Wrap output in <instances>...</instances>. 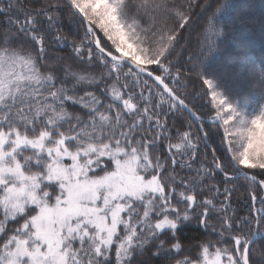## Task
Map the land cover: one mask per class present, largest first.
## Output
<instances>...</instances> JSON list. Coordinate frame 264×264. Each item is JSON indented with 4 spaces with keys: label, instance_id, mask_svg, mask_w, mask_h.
<instances>
[{
    "label": "snow or ice",
    "instance_id": "1",
    "mask_svg": "<svg viewBox=\"0 0 264 264\" xmlns=\"http://www.w3.org/2000/svg\"><path fill=\"white\" fill-rule=\"evenodd\" d=\"M249 23L231 0H0V264H264V104L208 70ZM193 221L215 239L182 247Z\"/></svg>",
    "mask_w": 264,
    "mask_h": 264
},
{
    "label": "trees",
    "instance_id": "2",
    "mask_svg": "<svg viewBox=\"0 0 264 264\" xmlns=\"http://www.w3.org/2000/svg\"><path fill=\"white\" fill-rule=\"evenodd\" d=\"M23 3H28V0H22ZM234 10L236 12H241L242 7H245L249 11H259L264 10L263 0H231ZM258 13V12H257ZM245 16L252 19H260L264 17L261 13L258 16L252 15V13L245 12ZM259 26H255L254 24H237L231 31L227 41L223 46V50L216 52L210 58L208 63V70L215 77H219L223 80L224 84L233 89L238 93V97H247L248 103L250 107H257L259 104H264V98L255 92L250 90L247 86L242 90H238L236 84L230 83L227 80L226 74H221L219 68L223 66V63L229 58L232 60L231 70L232 73H236L238 75L240 64L238 62L239 49L240 46H243L247 50L248 57L254 60L257 64L264 63V33L260 30H257ZM69 26L67 23L65 24V32L68 31ZM199 34V29L194 27L190 29L189 32L184 33V41L181 46L180 54L183 56V61L186 62L189 55L197 54V38ZM54 54L56 55H66L70 52V48H64L63 46H59L55 48ZM191 80L193 83H190L187 88L188 99L192 101V106H195L199 101L193 98L192 93L200 90V81L195 76V74H190ZM212 78V77H209ZM232 81V79H230ZM183 91V90H182ZM70 110H72L70 108ZM198 112H203V109H197ZM185 124L190 122V117L186 114L182 117ZM177 127H179V123L177 121H173ZM245 181L241 178L236 182V193L233 197L232 209L230 211L235 210L239 213H246L248 211V206L245 203L246 196L244 195V188L242 185ZM180 237V241L182 243V247L185 244L188 245H197L202 243L205 238L215 239V236L210 235L203 226L197 224L196 222H186L180 229L178 233ZM175 251V250H173ZM198 250L193 249L192 252L187 254L195 256ZM182 258V257H178ZM153 260L155 264H162L163 257H159L155 255V250L153 251Z\"/></svg>",
    "mask_w": 264,
    "mask_h": 264
},
{
    "label": "rangeland",
    "instance_id": "3",
    "mask_svg": "<svg viewBox=\"0 0 264 264\" xmlns=\"http://www.w3.org/2000/svg\"><path fill=\"white\" fill-rule=\"evenodd\" d=\"M247 2H248V0H247ZM263 4H264V0H263ZM241 12L243 14L245 12L252 13L253 17L256 16V15L258 16L259 13H261L264 16V10H259V11L252 10V11H249L245 7H242ZM255 26H257V25H255ZM257 30L261 31V29L259 27L257 28ZM261 32L264 33V31H261ZM231 63H232V60L228 58L225 61V63H223V66H221L219 68L218 71H220L221 74L225 73L226 74L225 76L227 77V80H229L230 83L236 84L238 90H242V89L246 88V86L242 84V82L240 81V79H239V77H238V75L236 73H232L233 71L230 68L231 67ZM230 79H232V81Z\"/></svg>",
    "mask_w": 264,
    "mask_h": 264
}]
</instances>
